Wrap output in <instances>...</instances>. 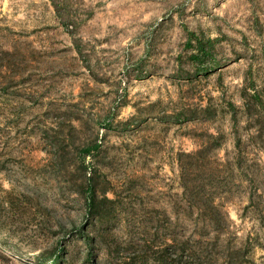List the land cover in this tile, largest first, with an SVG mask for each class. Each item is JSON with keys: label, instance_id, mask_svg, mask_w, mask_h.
Here are the masks:
<instances>
[{"label": "rangeland", "instance_id": "obj_1", "mask_svg": "<svg viewBox=\"0 0 264 264\" xmlns=\"http://www.w3.org/2000/svg\"><path fill=\"white\" fill-rule=\"evenodd\" d=\"M55 1L69 10L64 21L52 0H0V187L46 207L34 214L21 200L22 215L14 216L0 191V264H36L38 249L59 244L72 264H88L76 233L90 229L79 153L95 142L100 150L84 159L87 172L121 201L96 264H120L145 255V241L162 247L165 213L183 212L178 153L214 129L224 134L214 154L234 150L228 113L181 122L164 115L208 103L220 109L228 100L241 107L250 71L264 98V0ZM186 28L220 39L219 65L208 76L175 74ZM257 147L241 146L261 159L252 188L234 175L229 190L215 194L228 215L214 244L216 232L195 216L172 223L177 239L195 247L181 264H264V141L259 155Z\"/></svg>", "mask_w": 264, "mask_h": 264}, {"label": "trees", "instance_id": "obj_2", "mask_svg": "<svg viewBox=\"0 0 264 264\" xmlns=\"http://www.w3.org/2000/svg\"><path fill=\"white\" fill-rule=\"evenodd\" d=\"M52 2L60 20L64 21V14H69V10L64 7L63 9L59 7L55 0H52ZM70 24H68V26ZM69 32L73 35V30ZM184 32L186 39L183 53H180L177 57L176 64L178 66V71L175 73L176 76H184L183 78L186 79L208 76L215 67L219 65L214 59L217 44H219L220 41L219 37H211L201 30L186 28ZM73 41L76 43L75 39ZM183 54L185 57L184 62L187 65L185 68L181 67ZM240 100L242 102L241 107L234 101L228 100L226 101L225 107H221L220 109L208 103L202 106L185 107L164 115L167 120L181 122L197 119L206 121L213 119L219 113H228L231 122V132L234 136V150L230 157H227L225 154L221 157L214 154L216 150L221 149L224 143V134L220 130L214 129L204 132L196 149L187 152H179L177 160L179 163L180 184L182 187L181 195L186 198V205L183 212L181 213L179 210L175 209L172 216L165 213V221L170 224L164 227L165 239L162 247H154L153 243L145 241L143 249V254L145 255L139 258L134 256V258L128 260L122 259L120 264H181L183 255L185 253L190 255V252H192L195 247H190L188 245V240L180 241L177 239V235L174 232L176 224L173 225L172 223L177 222L180 215L188 219L195 216L198 221H201V228L203 230L210 228L212 232H216V234L213 235V244L216 242V238L219 237L221 231V214L228 215V212L227 210H222V202L217 200L218 197L215 194L217 192L225 194L227 190H229V183L230 180H232L230 178L234 175L237 177L239 183L244 184L246 182L247 186L250 185V188H252L255 181V167L261 162L260 157H256V155L252 153L253 151L250 152L245 150V148H241V146L246 143L250 145L256 144L258 147L254 151L259 155L263 148L262 141H264L263 123L261 120V116L264 115V98L261 89L257 87L252 77L251 71L250 76L244 77V84L240 92ZM238 107L241 110L239 114L244 118L241 127L246 132V138L244 139L238 128L240 121L237 117ZM119 122L120 121H118L117 124H119ZM104 126L111 129L112 123H104ZM99 150L100 146L95 142L92 145L83 147L79 153L81 158L79 159V166L83 172L79 191L82 196L81 201L83 204L84 216L86 221H88L87 225L90 226V229L88 230L86 227H80L76 229V233L83 239L86 246L85 262L88 264H96L98 262V254L103 250L102 244L106 239L104 227L107 228L106 226L112 222L121 211V201L116 197L114 192L111 189L100 187L97 176L93 171L90 173L87 172L88 166L84 159L87 157L93 158L95 156L94 153H97ZM185 173L188 174V178L185 176ZM0 191L3 194L6 207L12 210L14 216L22 215L19 210L21 200L23 202V207L21 208L26 211L29 209L36 214L41 213L42 209L46 210V207H42L38 203H33L32 197L28 194H22L21 197H19L13 193V190L3 189L2 187H0ZM252 197L253 191H250L248 195L250 203L253 200ZM141 222L143 221L141 220ZM154 228L153 236L155 237L159 226H154ZM112 234L114 235L113 232ZM207 234H209V232ZM193 238V242H199V237ZM116 245L117 243L110 244L109 248L111 253L113 250L117 251ZM147 252L150 253V255H147ZM33 258L36 264H72L69 259H66L64 246L61 244L38 249V252Z\"/></svg>", "mask_w": 264, "mask_h": 264}]
</instances>
